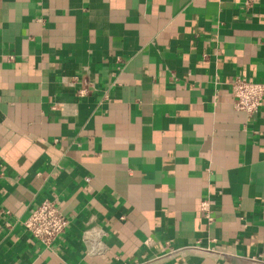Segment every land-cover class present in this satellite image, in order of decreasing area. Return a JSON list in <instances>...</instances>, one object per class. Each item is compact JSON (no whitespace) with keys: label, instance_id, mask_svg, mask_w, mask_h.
<instances>
[{"label":"crops","instance_id":"obj_1","mask_svg":"<svg viewBox=\"0 0 264 264\" xmlns=\"http://www.w3.org/2000/svg\"><path fill=\"white\" fill-rule=\"evenodd\" d=\"M236 76L264 81V0H0V264H264V101L235 111ZM43 200L49 248L22 226Z\"/></svg>","mask_w":264,"mask_h":264},{"label":"built area","instance_id":"obj_2","mask_svg":"<svg viewBox=\"0 0 264 264\" xmlns=\"http://www.w3.org/2000/svg\"><path fill=\"white\" fill-rule=\"evenodd\" d=\"M63 88L73 89L77 99L86 98L95 92V86L89 79L69 77L62 82ZM232 94V107L235 111L242 112L246 116H254L264 101V81L251 82L244 77L236 76L229 84ZM5 164L0 158V178L4 176ZM88 181V179H86ZM199 211L211 225L213 217L210 210V202L204 199L200 202ZM4 213L0 210V217ZM8 226V224H5ZM69 225L67 219L59 211L56 202L43 200L37 204L22 222L24 231L33 239L41 243L44 248H49L52 243L65 232ZM83 242L86 245L87 256H98L105 252V232L99 226H87L83 231ZM191 249H199L206 252H214L213 248L203 247L199 243Z\"/></svg>","mask_w":264,"mask_h":264}]
</instances>
